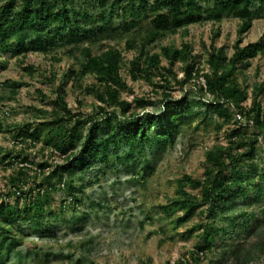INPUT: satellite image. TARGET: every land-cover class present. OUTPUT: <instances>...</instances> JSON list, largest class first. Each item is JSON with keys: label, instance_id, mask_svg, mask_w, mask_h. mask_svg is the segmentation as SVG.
<instances>
[{"label": "trees", "instance_id": "trees-1", "mask_svg": "<svg viewBox=\"0 0 264 264\" xmlns=\"http://www.w3.org/2000/svg\"><path fill=\"white\" fill-rule=\"evenodd\" d=\"M74 1L6 0L0 3V55L20 57L29 53L49 54L57 48H67V55L75 59L77 69L69 67L61 84L72 78L77 86H81L84 78H91L90 92L100 103L95 106V116L85 120L83 114L71 113L65 104L64 92L58 87L57 95L51 101L56 109L51 110V114H61L65 118L64 124H60V119H55L37 123L31 129V124L26 122L14 127L12 135L20 144L27 143L32 147L40 144L42 149L51 150V156L57 154L62 158L53 166L50 161L33 163L22 153H13L11 163L18 164L6 179V195H17L13 204L0 203V261L3 248L7 254L15 248L16 236L13 232L16 221L33 223L40 216H47V207L61 188L65 187L75 210L82 203L77 195L76 182L83 179L93 164L103 162L107 168L105 157L110 151L120 148L123 151L122 166L132 172L141 164L140 172L145 176L148 165H143L135 154L147 147L156 151L164 149L169 140L176 138L178 132H175L179 130L181 122L188 121L193 115V106L201 108V115H208L211 124L215 119H222L223 124H233L234 112L238 111L249 127H228L226 146H215L206 157L209 166L203 172L204 180L183 175L177 180L175 197L158 209L164 215L180 211L184 219L198 214L204 205L212 212L210 222L204 223L201 218L189 229H201L196 250L192 253L195 260L203 259L208 253L217 256L218 260L213 264L229 261L249 264L264 258V217L255 216L250 223L253 214L244 217L241 213L253 204L261 205L264 199V140H259L264 139V109L259 102L264 93V84L255 86L250 106L245 108L242 103L249 99L247 88H242L236 81V77L242 76L243 71L250 67L251 61L264 53L263 40L245 44L242 40L253 21L263 18L264 0H95L98 11H94L97 13L87 11L85 6L76 7ZM209 1L213 2L212 6L208 5ZM227 18L238 21L232 54L227 56L225 48L214 46L219 36L216 29L206 50V70L196 64L198 56L192 54V47L187 43L179 47L168 42L161 43L159 52L149 51L154 44L192 24L220 23ZM115 20H121V25H114ZM120 40H125L128 45L138 43L141 47L139 57L129 62L132 79L136 80L140 75L148 79L155 74L161 77L164 85H169V77L176 78L173 68L181 64L184 78L176 80V83L181 88L192 83L190 86L197 95L190 97L184 93L182 98L174 99L168 90L162 94L161 113L148 110L151 101L143 98L135 99L134 103L136 110L140 107L145 113L140 115L139 111H132L131 104L120 96L123 87L117 75L122 65L121 53L104 43ZM85 44L86 47H83ZM91 46H98L102 50L93 53ZM162 59L166 62L165 67L159 66ZM23 70L29 75L35 73L31 65ZM54 77L47 76L46 79L52 82ZM199 79L203 83L197 82ZM0 86L10 87L11 92V88H17L14 82H5ZM185 116L188 117L184 119ZM120 117L122 122L115 121ZM85 121L86 133L83 135L81 129ZM102 124H108L109 130L98 137ZM220 128L218 125L216 129L219 131ZM148 132H151L150 137ZM10 152L5 151L2 157L4 170L12 166L10 161H6ZM77 174L82 175L77 179ZM186 183L191 189L199 188V195L195 197L188 193ZM249 186L255 192L242 199L239 205V197H244ZM22 188L27 189L25 193ZM232 188H235V192L229 195ZM69 206V203L62 201L60 215ZM205 210L202 208V212ZM227 213L231 214L225 217L230 222L228 229L232 230V225L244 217L243 223L245 226L250 223L249 234L254 240L243 239L242 242L233 243L232 239L217 245L215 238L219 224L214 218L216 214L222 217ZM88 216L83 213L74 218L84 222ZM7 229H10V233L5 235ZM185 262L183 260L179 264ZM141 264L150 263L141 261Z\"/></svg>", "mask_w": 264, "mask_h": 264}, {"label": "rangeland", "instance_id": "rangeland-1", "mask_svg": "<svg viewBox=\"0 0 264 264\" xmlns=\"http://www.w3.org/2000/svg\"><path fill=\"white\" fill-rule=\"evenodd\" d=\"M4 1L6 0H0V3ZM74 3L76 7L85 6L84 8L91 13L98 11L95 0H75ZM208 5L212 6L213 2L209 1ZM142 23L145 22L142 21ZM114 25H121V20H115ZM237 27L238 21L234 18L224 19L220 23L192 24L154 44L149 51L150 53L159 52L161 43L168 42L176 47L187 43L192 47V54L198 56L195 60L196 64L206 70V50L211 43L214 31L219 30L214 46L225 48L227 56H230ZM242 40L244 44L258 40L264 41V16L253 21L251 29ZM104 43L121 53L122 65L117 75L123 87L120 96L131 104L132 111L136 110L134 100L143 98L151 101L148 110L161 113L163 111L162 94L168 90L174 99L182 98L184 93L190 97L197 95L193 86H190L192 83L184 88L176 83V80L184 78L181 64L173 68L176 78L169 77V85H164L161 77L155 74L148 79L140 75L134 80L130 75L129 62L139 57L140 45L138 43L128 45L125 40ZM83 47H86V44ZM90 49L93 53H99L102 50L98 46H91ZM28 65L35 68L33 75L23 70ZM71 66L77 69L75 59L67 55V48L64 47L57 48L49 54L29 53L20 57L0 55V84L5 82L17 84V88H11L12 92L10 87L0 86V95L3 96L0 97V125L2 126L0 164L7 150L12 151L6 159L11 165L13 153H22L33 163L50 161L54 166L61 161V156L50 155V149H42L40 144L35 147L27 146V143L20 144L12 135L14 127L22 122L30 123V129L42 121L60 119V124L65 123V118L61 114H51V110L56 109L51 101L55 99L58 87L64 92L65 104L72 114H83L85 120L95 116V106L100 103L90 92V85L93 83L91 78H84L80 82L81 86H77V82L72 78L64 80L62 84L60 82ZM159 66L165 67L166 62L162 59ZM52 75L55 77L50 82L46 78L47 76L52 78ZM236 81L242 88H247L249 99H251L254 96L255 86L264 84V53L253 59L250 67L243 71L242 76L238 75ZM197 82L202 83V79ZM165 86L168 88H164ZM259 102L264 109V93L259 98ZM192 110L193 115L188 121L181 122L179 130L175 132L176 134L178 132L176 138L169 140L164 149L156 151L155 148L147 147L135 154L143 165H148L145 176H142L140 172L142 168L140 164L132 171L136 175L134 178L132 172L122 166L123 151L117 148L105 157V161L108 162L107 168L104 167L103 162L93 164L83 179L76 182L78 183L77 195L82 203L75 210L64 187L55 194L54 200L47 207V212L50 214L48 213L45 217L40 216L33 223L16 221L14 224L16 230L13 232L16 236L15 248L10 251V254H7L3 248L0 264H141V261H148L150 264H179L183 260L186 261L184 264L215 263L218 259L213 253L206 254L200 260H195L196 257L192 255L196 250L201 229L193 231L189 229L201 218L204 223H207L213 217L212 212H209L205 205L199 209L198 214L187 219L181 217L180 211L164 215L158 209L159 206L165 205L175 197L177 180L183 175L204 180L203 172L205 167L209 166L207 155L215 146H226V131L228 127L233 128V122L229 125L223 124L222 119H215V122L211 124L208 120L209 116L201 115L202 109L199 107L193 106ZM137 111L140 115L145 113L140 110V107H137ZM187 117L185 116L184 119ZM115 121L122 122L123 119L120 117ZM86 123L85 121L81 129L83 135L86 133ZM207 124L209 125L206 126ZM218 125L221 127L219 131L216 129ZM100 129L98 137L109 130V125L102 124ZM147 135L150 137L151 132ZM259 140L263 142L264 139ZM16 164L18 163H14L7 170H4V165L1 164L0 203L15 202L17 194L6 195L8 189L6 179ZM80 175L82 174H77L76 178L78 179ZM94 175L97 177L93 178ZM187 185L186 183L185 188L188 193L195 197L199 195V188L191 189ZM26 190L22 188L23 193ZM234 192L235 188H232L229 195ZM254 192L255 190L249 186L244 197H239L238 204H242V199L252 196ZM62 201H66L70 206L60 215ZM260 204H253L249 209L242 210L244 217L253 214L250 223L255 216L264 217L262 214L264 199ZM202 208L206 210L202 212ZM83 213L89 215L87 220L76 221L74 217H80ZM229 215L231 214L227 213L219 217L216 214L214 218L219 224L215 238L217 245L230 242L232 239H234L233 243L242 242L243 239L254 240L249 234L250 223L249 226L243 223L244 217L237 224L232 225V230L228 229L230 222L225 217ZM9 233L10 229H7L5 235ZM51 234L53 236H50ZM67 256L69 258H65ZM224 264L236 263L229 261ZM249 264H264V258Z\"/></svg>", "mask_w": 264, "mask_h": 264}, {"label": "built area", "instance_id": "built-area-1", "mask_svg": "<svg viewBox=\"0 0 264 264\" xmlns=\"http://www.w3.org/2000/svg\"><path fill=\"white\" fill-rule=\"evenodd\" d=\"M202 83H203V81H202ZM247 102L248 103H246V102L242 103V106L245 108L249 107L250 105H248V104L250 102V99H247ZM244 120H245V118L238 111L234 112V118H233L234 124L233 125H235L236 127H245V126L249 127V124L247 123V121L244 122Z\"/></svg>", "mask_w": 264, "mask_h": 264}]
</instances>
